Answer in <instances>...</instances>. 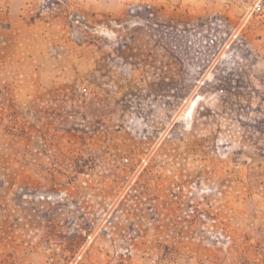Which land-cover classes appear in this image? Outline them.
Here are the masks:
<instances>
[{
    "label": "rangeland",
    "instance_id": "rangeland-1",
    "mask_svg": "<svg viewBox=\"0 0 264 264\" xmlns=\"http://www.w3.org/2000/svg\"><path fill=\"white\" fill-rule=\"evenodd\" d=\"M240 258H264V0H0V264Z\"/></svg>",
    "mask_w": 264,
    "mask_h": 264
},
{
    "label": "trees",
    "instance_id": "trees-1",
    "mask_svg": "<svg viewBox=\"0 0 264 264\" xmlns=\"http://www.w3.org/2000/svg\"><path fill=\"white\" fill-rule=\"evenodd\" d=\"M165 255L168 256V257H169L168 259L171 261L170 254H165ZM237 264H250V263H249L247 260H244V259H241V258H240V259L238 260ZM261 264H264V258H263Z\"/></svg>",
    "mask_w": 264,
    "mask_h": 264
}]
</instances>
